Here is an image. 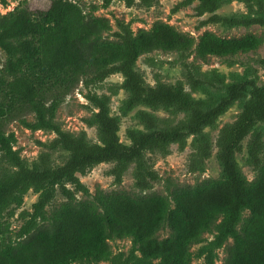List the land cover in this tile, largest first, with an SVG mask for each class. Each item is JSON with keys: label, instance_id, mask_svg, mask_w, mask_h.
<instances>
[{"label": "trees", "instance_id": "obj_1", "mask_svg": "<svg viewBox=\"0 0 264 264\" xmlns=\"http://www.w3.org/2000/svg\"><path fill=\"white\" fill-rule=\"evenodd\" d=\"M112 1L102 0L101 6L107 7ZM118 1L126 7L143 8L158 2ZM238 1L246 5L247 14L217 13L225 0H181L171 12L197 2L194 15H209L198 21L197 29L212 23L226 28L264 26V0ZM0 3L6 5L7 0ZM97 9L92 5L86 13L74 0H50L44 10L20 5L0 13V49L5 55L0 67V158L11 168L0 176V235L5 231L1 219L8 206H20L29 189L38 192L32 210L20 212L23 223L18 239L0 243V264H192L194 257H202L203 264H215L220 248L225 253L221 264H264V140L260 131L252 130L257 122L264 121V84L237 80L222 84L223 92L216 96L196 99L182 83L159 81L149 85L135 69L136 60L143 54L175 52L187 84L198 89L205 81L196 75V65L188 61L190 56L206 62L211 56L246 53L258 49L264 38L254 34L225 38L212 31L196 38L163 21L133 32L129 23L116 20L117 30L111 39L105 36L112 31L111 22L94 14ZM260 63L264 65V57ZM114 73L123 77L120 87L128 93L123 114L143 105L172 108L187 112L188 117L159 127L155 116L139 109L136 117L144 129H128L130 143H122L117 134L118 118L109 112V96L90 90ZM79 83L87 89L86 100L96 109L84 122L97 128L99 143H88L85 131L74 135L63 130L56 119L57 110ZM239 100H243L239 114L219 128L214 143L220 177L179 185L170 177L162 179L151 168L147 153L165 154L171 144L183 148L192 136L194 150L189 154L187 170H201L212 149L203 129L213 126ZM12 120L31 131L54 132L55 138L44 146L67 150V160L52 166L43 152L29 167L20 151L13 149L14 132L5 129ZM249 134L248 156L255 171L251 180L235 160ZM108 162L114 163L108 173L116 182L134 163L139 189L163 180L167 195L136 197L96 187L92 200L76 198L78 193L90 195L78 175ZM56 189L65 200L48 212L46 206ZM243 210L248 215L242 220ZM164 225L170 234L158 239ZM212 232L214 238L204 243L205 234ZM124 238L131 240V249L114 253L108 241ZM195 244L202 245L192 251Z\"/></svg>", "mask_w": 264, "mask_h": 264}, {"label": "rangeland", "instance_id": "obj_2", "mask_svg": "<svg viewBox=\"0 0 264 264\" xmlns=\"http://www.w3.org/2000/svg\"><path fill=\"white\" fill-rule=\"evenodd\" d=\"M84 12L91 11L92 5H97L98 9L94 14L107 17L112 25V31L105 33L108 38H114L113 32L117 30L116 20L129 23L133 32L139 28L149 29L151 25L157 21L167 22L173 25L178 30L187 32L194 37H198L204 31H212L215 34L233 38L240 37L246 34H254L264 38V26L251 25L249 27L226 28L218 23L207 24L206 26L197 29L198 21L206 19L209 15L205 14L202 17L194 15V2L188 7L181 8L175 13L171 12L172 7L181 0H158V2L149 8L139 6L126 7L121 1L113 0L109 6L102 7V0H74ZM50 0H7L6 5L0 3V13L5 14L13 8L23 5L31 10H44L49 6ZM217 13L222 15H244L247 14L246 5L238 0H225L219 7ZM264 57V42L261 46L253 51L246 53H237L233 56L219 58L211 56L208 61L189 57L188 61H192L195 65L196 75L205 81V84L198 89H191L185 80L184 70L180 67L179 55L175 52L152 51L143 54L136 60L135 69L143 76L145 82L149 85H155L162 81L168 84L182 83L186 91H188L196 99H206L209 96H216L223 92L222 84H229L237 80L253 79L256 84H264V65L260 60ZM5 59L3 51L0 49V67H2ZM221 79V83L218 82ZM123 77L119 73L109 75L104 81L92 85L91 91L98 94H106L109 96V112L111 115L118 118V137L122 143L129 144L126 132L128 129H141L143 126L136 117V112L139 109H145L157 119L159 127H168L184 120L188 117L187 112H176L172 108H147L143 105H137L127 114H123L121 109L123 102L128 96V93L120 87ZM85 89L82 83H79L74 90L66 96L56 113V119L61 124L63 130L69 131L74 135H78L81 131H85L88 143H99L98 130L95 126H88L84 119L90 117L95 107L92 106L85 98ZM243 100L234 102L226 112L218 117L213 126L205 127L203 132L208 136L212 143L211 156L205 160L201 170L189 172L187 170V162L189 154L194 150L193 137L189 136L183 148H179L177 144H171L167 153H147L146 157L149 165L155 170L162 179L170 177L179 185H193L205 179L218 178L221 176V167L216 159V147L214 146L215 139L219 128L229 122H232L240 112L241 103ZM26 118L31 120V115ZM5 129L14 132L16 143L13 149L20 151V156L25 160L26 164L31 167L38 161L39 155L43 152L48 154V159L52 166H59L64 163L69 157V152L61 147L50 150L46 146L55 138V133L52 131L36 130L31 131L22 126L18 121L12 120L8 122ZM254 131H260L264 140V121L257 122L252 128ZM249 134L241 143L242 149L235 154V160L242 173L248 180L255 176V171L249 162L248 156V140ZM43 143V145H40ZM114 165L113 162L100 163L89 169L85 175H78L80 181L88 188L89 196L76 194L78 199H93L94 190L96 187L101 188L108 193L123 192L131 196H149L153 194L167 195L163 180L152 182L150 187L141 190L135 184L134 178V163H130L124 171L121 181L116 182L114 177L109 175L108 171ZM11 168L0 158V176L10 171ZM69 186V185H68ZM70 187V186H69ZM38 198V192L29 189L23 196V201L20 206L10 204L3 212L2 225L5 231L0 235V243L14 242L18 239L17 232L23 223V218L20 216L22 210H32L33 204ZM64 196L61 195L58 189L55 191L53 199L46 206L47 211H51L64 201ZM248 211L243 210L241 213L242 220L247 217ZM170 229L167 225L157 233L158 239L169 236ZM205 242L207 243L214 238V233L205 234ZM229 239L227 243H230ZM112 251L118 253L120 251L127 253L132 242L129 238L112 239L108 241ZM202 244L192 246V251H196ZM217 259L215 264H221L225 256L223 248L217 249ZM104 264H111L105 262ZM192 264H203V258L194 257Z\"/></svg>", "mask_w": 264, "mask_h": 264}]
</instances>
